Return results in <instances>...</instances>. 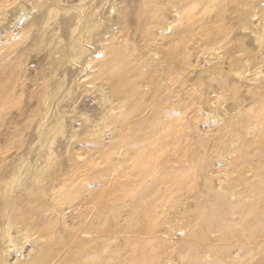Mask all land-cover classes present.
<instances>
[{
	"label": "rangeland",
	"instance_id": "obj_1",
	"mask_svg": "<svg viewBox=\"0 0 264 264\" xmlns=\"http://www.w3.org/2000/svg\"><path fill=\"white\" fill-rule=\"evenodd\" d=\"M198 1L0 0V264H264V0Z\"/></svg>",
	"mask_w": 264,
	"mask_h": 264
},
{
	"label": "bare ground",
	"instance_id": "obj_2",
	"mask_svg": "<svg viewBox=\"0 0 264 264\" xmlns=\"http://www.w3.org/2000/svg\"><path fill=\"white\" fill-rule=\"evenodd\" d=\"M201 1H203V0H199L198 1V6H200V2ZM204 2V1H203ZM202 3V2H201ZM200 7H202V6H200ZM198 9V8H197ZM216 11H218V10H216ZM218 13H219V15H220V12L218 11ZM115 50V49H114ZM113 50V51H114ZM112 52V51H111ZM115 52H117V51H115ZM118 52H119V50H118ZM111 54V53H110ZM120 54H121V52H120ZM112 55V57L111 58H108L109 60H106V65L108 66L107 68H109V70H107L106 69V71H107V74H106V77H107V75H108V78H112V80L114 79L115 80V86H116V91L118 92V93H125V92H127V89H126V86H127V84L129 83V80L127 79L128 77L127 76H125V73H127L125 70H124V65H125V63H123V62H125V60L124 59H126V58H124V57H122V56H120L119 54H116V53H112L111 54ZM110 55V56H111ZM124 58V59H122V58ZM122 59V60H121ZM108 61V62H107ZM123 61V62H122ZM126 68V67H125ZM125 71V72H124ZM106 73V72H105ZM104 74V73H103ZM111 80V79H110ZM116 92V93H117ZM126 95H127V93H126ZM127 97V96H126ZM152 131V130H151ZM155 132V131H154ZM153 134H158L157 133V131H156V133H153ZM152 144H153V142H151ZM149 152H151V151H147V154H145L144 155V157H143V159H145V160H148L149 162H156L157 160H156V156L155 155H151ZM153 153V152H152ZM166 177V176H165ZM168 177V176H167ZM167 177L166 178H164L163 180H159L158 182H160V184H162V183H164V182H166V181H168L167 180ZM169 178V177H168ZM144 202L145 201H139V203H138V207L141 209V207H143L144 206ZM144 212V210L142 209L141 210V215H142V217H144L145 216V213H143ZM259 216V215H258ZM255 217H257V216H255ZM261 216H259V218H260ZM259 218H257V219H255V218H253L252 216H251V218H249L248 216H246L245 218H243L240 222L242 223V224H244L243 226H246V228H249V225L248 224H252L253 223V225L254 224H256V223H254L256 220L258 221V219ZM255 226V225H254ZM253 226V227H254ZM144 230H148L147 228H145ZM248 230V229H247ZM261 234V233H260ZM259 234V235H260ZM258 236V235H257Z\"/></svg>",
	"mask_w": 264,
	"mask_h": 264
}]
</instances>
